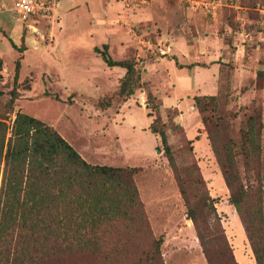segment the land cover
Here are the masks:
<instances>
[{
    "label": "rangeland",
    "instance_id": "1",
    "mask_svg": "<svg viewBox=\"0 0 264 264\" xmlns=\"http://www.w3.org/2000/svg\"><path fill=\"white\" fill-rule=\"evenodd\" d=\"M99 1L60 0L53 18L33 30L9 12L13 0H0V118L12 125L17 112L25 113L89 164L137 168L134 183L152 237L162 238L163 264H207L175 175L149 131L146 98L155 97L190 200L209 197L236 263L255 264L213 147L238 151L247 118L260 111L264 163V0H146L131 8L108 0V9ZM107 36L127 42L108 50L113 60L137 64L141 88L126 100L117 96L124 70L109 71L93 52ZM86 65L95 69L89 83L65 85L63 70L79 74ZM197 96L216 98L206 125L194 107ZM235 160L245 182L243 159ZM203 215L200 227L212 228L213 216Z\"/></svg>",
    "mask_w": 264,
    "mask_h": 264
},
{
    "label": "trees",
    "instance_id": "2",
    "mask_svg": "<svg viewBox=\"0 0 264 264\" xmlns=\"http://www.w3.org/2000/svg\"><path fill=\"white\" fill-rule=\"evenodd\" d=\"M93 51L107 68L124 70L119 98L126 100L141 88L134 59L113 60L106 45ZM193 102L206 125L204 114L208 106L217 109L216 98L197 96ZM159 107L148 94L147 116L153 118L149 131L159 139L156 150L175 175L204 258L207 264H237L210 198L202 204L189 198ZM262 134V114L254 111L241 130L238 151L228 144L213 147L230 190L228 201L240 219L255 264H264ZM237 155L244 162L245 182L237 169ZM137 172V168L87 163L57 131L25 113L17 112L12 125L0 118V264H163L162 238L151 235L134 183ZM249 174H254L255 184ZM197 183L203 187L202 181ZM203 211L206 217L213 216L212 228L200 227L198 214ZM138 238L144 242H136Z\"/></svg>",
    "mask_w": 264,
    "mask_h": 264
},
{
    "label": "built area",
    "instance_id": "3",
    "mask_svg": "<svg viewBox=\"0 0 264 264\" xmlns=\"http://www.w3.org/2000/svg\"><path fill=\"white\" fill-rule=\"evenodd\" d=\"M58 2L59 0H13L9 12L16 22L34 30V24H39L40 20L53 18ZM145 2L146 0H122L125 8L139 7Z\"/></svg>",
    "mask_w": 264,
    "mask_h": 264
},
{
    "label": "crops",
    "instance_id": "4",
    "mask_svg": "<svg viewBox=\"0 0 264 264\" xmlns=\"http://www.w3.org/2000/svg\"><path fill=\"white\" fill-rule=\"evenodd\" d=\"M71 2H73V4H74V2H75V0H70ZM59 2H60V0H59ZM58 2V3H59ZM100 3L102 2L103 3V1L102 0H100L99 1ZM105 2V4H107V6L109 5V3H111V1L109 2L108 0H105L104 1ZM58 5V4H57ZM100 6H102V5H100ZM105 5H104V9H105ZM102 8V7H101ZM108 8H110L109 6L107 7V9ZM56 9H57V7H56ZM103 10V9H102ZM56 12V11H55ZM107 12V11H106ZM106 12H105V14H106ZM95 14V13H94ZM106 16H107V14H106ZM104 28V27H103ZM35 30V29H34ZM106 33L108 32V30H104ZM105 38V40H104V43H103V45H106L107 47H108V50L110 51V50H112L115 46L116 47H118L119 49H124L125 47H126V39H125V37H123V38H121V37H113V36H107V37H104ZM130 40V39H129ZM94 48H98V47H94ZM94 52V51H93ZM96 57V60H99L98 59V56H97V54L95 55ZM107 68V67H106ZM109 71L110 70H112V69H109V68H107ZM113 69H115V68H113ZM119 69V68H118ZM122 70V69H121ZM94 72H95V69H93V67L92 66H88V65H86V66H84L83 67V69H82V71H78L77 70V73H79V74H72V73H70L69 72V69H65V71L63 70V82L65 83V85H67V84H69V85H71V84H73L72 83V81L73 80H75V82H76V84L75 85H86L87 83H89L90 82V79H93L94 77H93V74H94ZM123 77V76H122ZM121 77V78H122ZM120 78V79H121ZM107 80H109V79H107ZM118 83H119V80H118ZM148 125H149V120H148Z\"/></svg>",
    "mask_w": 264,
    "mask_h": 264
}]
</instances>
